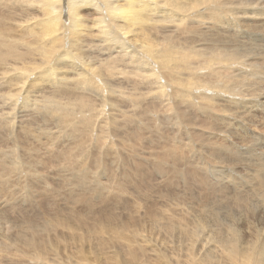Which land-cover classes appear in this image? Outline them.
<instances>
[{
  "label": "bare ground",
  "instance_id": "1",
  "mask_svg": "<svg viewBox=\"0 0 264 264\" xmlns=\"http://www.w3.org/2000/svg\"><path fill=\"white\" fill-rule=\"evenodd\" d=\"M245 80L250 96H242ZM263 88L264 0H0V132L13 145L0 154V198L7 197L12 207L27 200V192L33 194L30 189L42 181L35 174L43 164L15 163L16 149L22 146L20 129L35 131L38 120L53 127L57 117L70 143L59 153L68 159L70 183L90 189L88 195L98 197L106 189L97 186L98 172L69 161L88 160L86 154L100 139L104 147L113 142V137L103 136L93 142L99 132L116 136L129 128L141 136L147 126L159 134L158 122L167 121L172 138L164 154L181 150L180 178L209 164L202 159L205 150L215 162L237 163L240 158L234 155L248 139L262 136ZM38 90L47 94L33 110ZM140 101H150V106L157 104L161 110L149 106L139 114ZM120 102H130L138 114L120 109ZM23 109L26 114L21 115ZM32 110L31 127L21 125L18 117ZM146 115L153 124L140 120ZM199 122L204 129L195 126ZM86 134L87 139L80 141ZM256 150L249 152L251 162L260 157L263 162L264 153ZM254 166L245 176L252 185H243L238 179L243 175L233 166L227 179L212 182L215 176L204 172L196 177L208 191L204 194L211 196L201 199L200 214L193 216L197 218L194 229L173 222L170 228L190 254L196 250L191 264H264V209L257 212L258 205L264 208V164ZM174 167L173 173L178 171ZM73 191L71 187L68 193ZM56 192L64 193L60 188ZM64 199L72 202L67 196ZM223 202L227 216L221 215ZM54 223L44 228L55 232ZM68 224L66 219L63 229H71ZM6 229L7 223L1 222L0 231ZM146 245L152 247L148 241ZM165 259L168 264L175 262Z\"/></svg>",
  "mask_w": 264,
  "mask_h": 264
},
{
  "label": "rangeland",
  "instance_id": "2",
  "mask_svg": "<svg viewBox=\"0 0 264 264\" xmlns=\"http://www.w3.org/2000/svg\"><path fill=\"white\" fill-rule=\"evenodd\" d=\"M245 81L242 84V96H250V86L247 84L248 80ZM262 92H264V88ZM46 94V91H39L37 93L38 97L33 101V110L42 105L43 100L41 97ZM125 96L130 95L125 94ZM144 100L147 101L146 99ZM61 101L67 102L66 100ZM145 101L139 102V107L142 106L139 108V114L145 110H149L150 107H155L159 111L161 110L157 104L150 106V101ZM130 104V102H120L119 108L138 114L136 113L138 111L136 107ZM2 107V113H4L6 109L4 106ZM33 110L26 116L18 117L21 125L30 126L28 119L33 115ZM24 114L26 112L23 109L21 115ZM123 116L121 114L116 117ZM135 117L133 116V118ZM147 118L148 116L146 115L140 120H146L143 121L145 124H153L150 122L152 118L148 121ZM60 120L61 118L57 117V124L53 125V127L49 122V125L45 126L41 120H38L37 124L34 125L35 131L31 128L20 129L19 138L21 139L22 146L16 149L14 154L15 163L43 164V167L37 169L38 172L35 174L42 177V181L37 185L31 186L32 189L30 190L33 194L31 195L30 192H27L30 198L27 196V200L24 201L25 203L19 202L17 205L10 207L7 203V197L5 199V197L1 196L0 220L2 221H0V224L5 221L9 229H6V233L0 231V264H168L165 258L168 260L175 259V262L172 264H191L192 258L197 255L195 254L196 250L193 249L192 254H190L186 250V246H184L186 243L182 240L178 242L176 234L171 233L172 229L170 228H172L171 225L174 223L178 227L184 225L185 227L194 229L197 218L193 216L200 214L198 212L201 199L211 196V194H204L206 193L204 192L206 188L203 189V185L198 182L197 178L204 172L207 175L215 176L214 178H209L212 182L220 177L227 179L228 168L233 166L232 169H236L237 172L240 170V174L244 177L238 175L239 181H243V185H252V179L247 178L251 168L255 167L254 164H264V161H261L262 157L256 158V162H251L249 157L251 149H258L264 153L263 128L262 136L257 139L258 141L255 139L249 140L246 137L248 142L237 151L240 154L234 155V157L237 155V158H240L239 162H215L207 157L209 152L205 150L202 153L204 156H202V159L207 158L204 160L205 162L206 160L210 161L209 164H201L197 169L198 173L194 172V174L192 171L190 172L191 174H186L184 178H180L184 169L181 162L183 153L180 149H174L170 153L168 151L164 154L168 146V138H172L171 125L167 124V121L154 118L155 122L160 120L165 124L163 125L159 121L157 129L161 128L158 133L164 137L168 135L166 138H162L150 129L148 130L147 126H145V130L139 132L141 136L134 135L136 133L133 130L130 131L129 128L125 132H119L116 136L99 132V134L97 133L93 137V142L99 136L113 137V142L104 147V145H101L102 141L100 142V139L97 141V147L92 148L90 154H86L89 158H87L88 160L84 158V160L74 159V161H71L73 160L71 159L69 161L73 162L72 164H76L75 161H78L90 172H98L99 180L97 182L99 185L97 186H100L101 190L104 187L106 189L98 197L92 196L85 194L90 189L86 191L85 187H75L70 183L68 159L63 160L59 154L67 150L70 145L64 132L60 130L63 127L59 125ZM255 124H258L257 121H255ZM195 126L204 129L200 122L195 123ZM129 133L130 135H128ZM32 136L35 139H32ZM87 137V134L84 135L80 141L87 139ZM152 137L154 139L149 143L147 138ZM109 140L111 139L109 138ZM234 141L241 142V138L234 136ZM9 143L7 136L0 132V154L4 153L5 150L12 149L13 145ZM255 144L257 145L255 146ZM258 150L256 151L258 152ZM225 155L231 158L233 156L230 153ZM250 163L254 164L249 165ZM101 164H104V167ZM215 164L216 167H219L216 168ZM63 165L64 167H62ZM174 166L178 169L175 173L172 172ZM201 168L204 169L202 172ZM222 171L226 172L225 175H222L224 174ZM252 171L254 173V170ZM261 181L264 184V177L261 178ZM71 187L74 188V194L68 193ZM59 188L65 194L63 192H56ZM229 190H233V188L229 186ZM65 195L70 199V202H73L70 203L71 205L67 199H64ZM249 203L252 205L253 200L249 201ZM190 207L192 208L190 209L191 211L188 210ZM220 207L222 210L221 215L227 216L224 210L225 203H221ZM257 207L259 209H257V212H263V207L261 208L259 205ZM69 214L70 218H68ZM66 219L70 221L71 225H68L71 229H63L62 226ZM51 221L57 224L55 225V232L49 230V228L48 230L44 228L46 224L50 225ZM254 224H256V221H254ZM25 237L27 240L23 241ZM147 241L149 244H152V247L146 245ZM98 252L99 256L97 255ZM186 255H191V257ZM195 259L197 258L195 257Z\"/></svg>",
  "mask_w": 264,
  "mask_h": 264
}]
</instances>
